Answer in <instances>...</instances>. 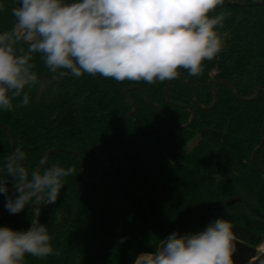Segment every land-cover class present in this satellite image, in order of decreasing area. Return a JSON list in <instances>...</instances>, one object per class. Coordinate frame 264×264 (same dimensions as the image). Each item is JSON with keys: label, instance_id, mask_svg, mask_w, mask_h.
Returning a JSON list of instances; mask_svg holds the SVG:
<instances>
[{"label": "trees", "instance_id": "trees-1", "mask_svg": "<svg viewBox=\"0 0 264 264\" xmlns=\"http://www.w3.org/2000/svg\"><path fill=\"white\" fill-rule=\"evenodd\" d=\"M0 4L4 5L0 31H4L13 26L15 5L14 0H0ZM220 13L225 20L219 30L228 33L225 47L216 58L204 61L202 75L188 77L181 70L191 84L184 77L172 81L174 105L166 97L168 81L116 82L88 74L53 79L35 57V70L50 83L32 88L27 106H18L17 99L14 111L0 110V123L12 132L15 148L27 154L28 170L48 152L62 148L87 159L86 176L94 181L103 164L97 151L102 144H110L101 146L100 152L111 166L103 170L99 182L88 185L80 158L70 152L54 153L49 165L76 169L66 178L57 202L21 214L0 210V227L27 230L37 220L47 225L53 247L60 252L43 259L27 256L25 264H134L140 252L154 251L158 240L172 232H199L217 218L253 231L250 244L256 248L264 243V174L252 162L263 138L264 92L257 100L245 102L229 84L234 83L247 98L264 85V0H224L211 15ZM220 80L224 81L217 87V105L199 110L192 85L201 106L210 108ZM132 87L144 89L178 127L190 122L193 113L188 108L197 114L191 126L175 129L141 91L131 90L129 96L138 106L127 123L131 148L118 158L116 150L124 155L129 144L122 123L134 109L126 98ZM11 141L0 127V169L12 152ZM256 161L264 170V146Z\"/></svg>", "mask_w": 264, "mask_h": 264}, {"label": "clouds", "instance_id": "clouds-1", "mask_svg": "<svg viewBox=\"0 0 264 264\" xmlns=\"http://www.w3.org/2000/svg\"><path fill=\"white\" fill-rule=\"evenodd\" d=\"M224 0H14L13 26L0 31V110L30 102L29 91L47 87L35 70L38 56L52 78L84 74L116 82L155 84L204 72V61L223 51L225 14L211 15ZM0 11L4 5L0 4ZM16 147L0 169L5 209L55 204L75 167L49 165L47 156L30 171ZM9 185L14 195H9ZM43 202V203H42ZM61 219L57 213L56 221ZM48 226L32 221L27 230L0 227V264H25L26 257L60 256ZM127 238H121L124 243ZM233 224L217 218L204 230L158 240L134 264H235Z\"/></svg>", "mask_w": 264, "mask_h": 264}, {"label": "water", "instance_id": "water-1", "mask_svg": "<svg viewBox=\"0 0 264 264\" xmlns=\"http://www.w3.org/2000/svg\"><path fill=\"white\" fill-rule=\"evenodd\" d=\"M180 77H184L186 79V81L189 84H191L189 78L186 75L180 74ZM172 81L173 80L168 81V83H167V86H166V97H167L168 102L170 104L174 105V103L172 102V100L170 98V86H171ZM223 81L224 80H220V81L216 82V84L214 86L213 92H214V95H215V101H214L213 105H211L210 108H205V107L201 106L200 101H199V95H198L195 87L192 85L193 91L195 93L196 105H197V107H198L199 110H201V111H205V110H208V109H211L212 110V108H214L217 105V102H218L217 87ZM229 84L233 87L234 92H235V95L237 96V98L240 99V100H242V101L245 100V102H252L254 100H257V98L260 96V94H262V92H264V85H261L258 88V90H257V92H256V94L254 96L247 98V97H243L241 95L238 87L234 83L229 82ZM133 89H136V90L141 91L145 95L147 102L153 108L159 109L167 117V120L169 121V123L171 124V126L173 128H175V129H185L188 126H191L195 122V119H196V114H197L196 109H194V108H188L193 113L192 116H191L190 122L187 125H184L182 127H178L173 122L172 117L170 116V114L168 113V111L166 109H164V108H162V107H160L158 105H155V104H153L151 102L148 94L144 91V89H142L140 87H132V88H130V89H128L126 91V98L133 105L134 109H133L132 112L128 113V115L124 118L123 123H122L123 133H124L125 138L129 141V144H128L127 150H126V152H125L124 155H121L120 152H118V150H116L117 151V157L118 158L125 157L128 154V152H129V150L131 148V142H130L129 134L127 132V123H128V120L130 118H133L135 116V114L137 113V111H138V106H137L136 102L129 96L130 95V91L133 90ZM177 106L180 107L179 105H177ZM0 127H2L5 131L8 132V134H9L11 140H12L11 143H12V151H13L15 149V146H16V141H15V138H14L12 132L7 127H5L3 124H1V123H0ZM103 145H109L110 146V144H102L101 146H103ZM101 146L98 147L97 151H98L99 155L103 158V164H102V167H101V169L99 171V175H98L97 179L94 180V181H89L87 179V176H86L87 168H88V164H87V161H86L87 159H85L79 153L74 152V151H68V150H65V149H62L61 148V149H54V150L48 152L45 156H47V158H49L52 154L59 153V152H61V153L62 152H70V153L75 154L83 162L82 177H83L84 182L86 184H88V185H94L95 183L99 182V180L101 179L102 174H103V170L105 168L111 166V160H109L106 155H104V154H102L100 152V147ZM263 146H264V127H263V138H262V142L259 145V147L254 151V153L252 155V162L264 174V170L258 165V163L256 161V155L258 154V152L260 151V149H262ZM10 192L11 193L13 192L11 188H10L9 194H10ZM236 202H237L236 199L235 200H231V201H229L227 203V205L230 206V205H233ZM4 203H5V197L2 195L1 196V199H0V210H1V212L3 214H10V213L5 212V210H4ZM50 205L51 204H41V205H38V206L29 205L22 212H20L19 214L28 212L30 209H39V208L44 209V208L49 207ZM233 231H234V233H235V235L237 237V240L235 241L237 250H236V252L233 255V259H234L235 264H264V252L261 253L260 250L256 249L255 246H253L252 244H250V242L255 237V234L253 233V231H250V230H248L247 228H245L243 226L240 227V225H235L233 227Z\"/></svg>", "mask_w": 264, "mask_h": 264}, {"label": "rangeland", "instance_id": "rangeland-1", "mask_svg": "<svg viewBox=\"0 0 264 264\" xmlns=\"http://www.w3.org/2000/svg\"><path fill=\"white\" fill-rule=\"evenodd\" d=\"M196 142H197V140L194 141V142H192V143H190V144L188 145V146H189L188 148L194 147L193 145L196 144Z\"/></svg>", "mask_w": 264, "mask_h": 264}, {"label": "crops", "instance_id": "crops-1", "mask_svg": "<svg viewBox=\"0 0 264 264\" xmlns=\"http://www.w3.org/2000/svg\"><path fill=\"white\" fill-rule=\"evenodd\" d=\"M262 248L261 252H264V243L260 246Z\"/></svg>", "mask_w": 264, "mask_h": 264}, {"label": "built area", "instance_id": "built-area-1", "mask_svg": "<svg viewBox=\"0 0 264 264\" xmlns=\"http://www.w3.org/2000/svg\"><path fill=\"white\" fill-rule=\"evenodd\" d=\"M256 249L260 250V252H261V250H262V248H260V246H259L258 248H256ZM261 253H262V252H261Z\"/></svg>", "mask_w": 264, "mask_h": 264}]
</instances>
